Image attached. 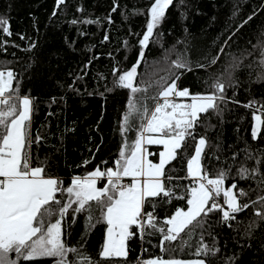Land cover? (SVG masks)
I'll use <instances>...</instances> for the list:
<instances>
[{"label": "trees", "instance_id": "1", "mask_svg": "<svg viewBox=\"0 0 264 264\" xmlns=\"http://www.w3.org/2000/svg\"><path fill=\"white\" fill-rule=\"evenodd\" d=\"M150 3L151 0H66L57 8V0H0V17L8 21L12 32L11 37H0L7 42L6 51H0V70L14 71L17 75L14 87L19 95H27L34 101L32 132L43 137L41 144L32 147L34 166L44 162L47 174L62 180L65 187L71 178L85 176L95 167L113 168L124 143L133 142L135 132L124 134L122 131V116L131 93L114 88L113 81L136 64L140 51H144V59L138 69L137 83L144 86L167 76L171 60L176 59L175 54L170 55L173 48L184 53L192 65L207 64L224 46L223 42L235 31L236 25L253 11L257 16L236 32L219 62L206 70L184 74L178 86L190 88L196 94L204 93L215 77L221 73L227 76L226 69L232 71L238 83L232 98L240 103L228 104L222 117L209 114L206 122L209 126L198 130L216 146L206 150L204 167L209 176L215 177L218 169L235 167L231 153L245 145L250 146L253 154L258 148H264V142H254L251 136L254 114L264 119V107H261L264 71L258 66L264 58L257 55L264 50V38L256 36L264 31L262 0H183L169 9L156 30L161 34L159 43H150L147 49H142L139 39L146 31ZM114 5H118L116 11H113ZM249 38H252L251 45ZM249 51L255 59L249 56ZM233 61L240 65L235 70L229 69ZM114 67L120 69L116 76ZM250 102L257 107L249 108ZM147 103L152 107L151 100ZM149 150L158 153L161 147L151 146ZM191 155L189 148L184 157H178L169 166L173 169L171 175L181 178L174 182L179 186V195L187 196V189L192 186L190 179H184L186 159ZM216 156L220 157L219 162ZM150 158L158 162V156ZM85 161L90 163L84 166ZM247 166L253 165L248 162ZM258 167L264 172V164ZM234 175L233 172L226 186L235 182L238 188L249 193L248 197L241 198V203L264 195L259 189L250 190L256 187V181L233 179ZM105 183L99 181L101 187ZM178 208L187 209L185 200L157 202L158 227L164 226L165 219ZM255 211L264 212V205L256 203L238 214L231 227L216 222L218 213L209 218L212 235L205 234L204 242L209 246L214 244L220 251L207 257V264H226L229 258H234L233 264H264V220L255 216ZM63 228L65 243L79 248L83 258H90L92 264H145L153 258H203L193 255L195 239L190 242L191 248L182 247L177 241L176 251H162L161 237L156 232L145 234L142 239L130 238L126 260L104 261L100 253L106 242V225L89 228L85 213L73 217L69 209ZM164 247H169L167 242ZM30 264H54V260L38 259Z\"/></svg>", "mask_w": 264, "mask_h": 264}, {"label": "snow or ice", "instance_id": "2", "mask_svg": "<svg viewBox=\"0 0 264 264\" xmlns=\"http://www.w3.org/2000/svg\"><path fill=\"white\" fill-rule=\"evenodd\" d=\"M65 3L66 0H57V8ZM176 3L182 4L183 0H151L146 13V31L139 39L142 49H147L150 43H159L161 34L156 30ZM117 7L114 5L113 11ZM257 14L253 11L236 25L235 31L223 42L224 46L207 64L192 65L184 53L173 48L170 55L175 54L176 59L171 60L167 76L144 86L137 83L144 51L139 52L137 62L130 70L116 76L120 69L114 67V88L127 89L131 93L122 116V131L124 134L134 131V140L131 144L124 143L113 168L102 170L95 167L85 176L71 178L67 187L59 178L47 174L44 162L34 166L32 147L43 142V137L34 136L32 132L34 101L27 95H19L14 87L17 80L14 71L0 70V264H30L45 258L53 259L54 264H92L90 258H83L79 248L65 243L63 223L69 209L73 217L85 213L89 228L96 224L106 225V242L100 253L104 261L126 260L130 238L139 236L142 239L145 234L156 232L161 237L162 251H176L177 241L182 247L191 248L193 244L190 242L195 239L193 255L203 258H153L146 264H207V257L218 254L220 250L214 244L209 246L204 242L205 234L212 235L209 218L218 213L216 222L231 227L238 214L256 203L264 205V195L241 203V198L248 197L249 193L238 188L235 182L226 186L234 172L233 179L256 181V187L250 190L264 192V172L258 167L264 164V148H258L253 154L249 151L250 146L245 145L231 153L235 167L218 169L215 177L209 176L204 167V159L208 155L206 150L216 146L211 145L198 130L209 126L206 123L209 114L222 117L228 104L240 103L232 98L238 83L228 69L225 70L227 76L221 73L207 85L208 90L200 94L193 93L190 88H179L178 81L188 72L206 70L217 64L236 32ZM11 35L8 21L0 17V37ZM256 36L264 38V31ZM251 39L248 41L250 45ZM6 47L7 42L0 39V51H6ZM248 54L255 59L252 51ZM257 55L264 58V50ZM239 66L237 61H233L229 69L235 70ZM258 66L264 71V59ZM185 99L189 102H182ZM149 100L153 102L152 107L147 103ZM248 107L255 109L257 105L250 102ZM254 121L252 139L264 142V135H261L264 119L260 114H254ZM151 146H160L162 150L152 152L149 150ZM189 148L192 155L186 159L184 179H190L193 185L184 196L178 194L179 186L174 184L181 178L172 176L173 169L169 166L178 157H184ZM152 156H158V162H154L150 158ZM215 158L220 161L219 156ZM248 162L252 163L251 168L247 166ZM88 163L90 161H85L84 166ZM126 177L131 178V183H123ZM102 180L106 183L99 187ZM172 199L185 200L187 209H176L171 217L165 219V225L158 227L156 203H169ZM94 212L98 215H93ZM254 215L264 220V212L255 211ZM53 217H56L54 221ZM165 242L169 245L167 249ZM77 257L82 259L77 260ZM233 260L229 258L226 264H233Z\"/></svg>", "mask_w": 264, "mask_h": 264}, {"label": "built area", "instance_id": "3", "mask_svg": "<svg viewBox=\"0 0 264 264\" xmlns=\"http://www.w3.org/2000/svg\"><path fill=\"white\" fill-rule=\"evenodd\" d=\"M123 183H125V184H129L130 182H129L127 179H124V180H123ZM192 185H193V182H192Z\"/></svg>", "mask_w": 264, "mask_h": 264}, {"label": "rangeland", "instance_id": "4", "mask_svg": "<svg viewBox=\"0 0 264 264\" xmlns=\"http://www.w3.org/2000/svg\"><path fill=\"white\" fill-rule=\"evenodd\" d=\"M182 102H189V101H187V100L185 99V100H183ZM161 150H162V148H161ZM161 150H160V151H161ZM98 186L100 187L99 183H98ZM145 264H146V262H145Z\"/></svg>", "mask_w": 264, "mask_h": 264}, {"label": "crops", "instance_id": "5", "mask_svg": "<svg viewBox=\"0 0 264 264\" xmlns=\"http://www.w3.org/2000/svg\"><path fill=\"white\" fill-rule=\"evenodd\" d=\"M124 179H127V180L131 183V178H127V177H126V178H124ZM100 187H101V186H100Z\"/></svg>", "mask_w": 264, "mask_h": 264}]
</instances>
